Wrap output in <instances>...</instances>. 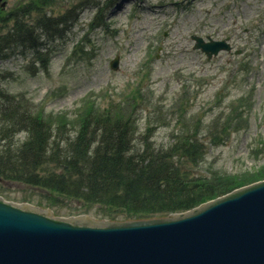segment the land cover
Here are the masks:
<instances>
[{
  "label": "rangeland",
  "instance_id": "374dc122",
  "mask_svg": "<svg viewBox=\"0 0 264 264\" xmlns=\"http://www.w3.org/2000/svg\"><path fill=\"white\" fill-rule=\"evenodd\" d=\"M17 1L31 0H10V6ZM49 1L43 10L62 20L56 27L61 36L36 32L44 43L40 54L48 55L44 65L34 62V50L20 47L0 60V71L5 89L48 121L59 140L75 135L87 101L100 111L121 104L137 127V145L149 139L167 150L177 137L192 134L202 154L191 160L176 152L172 160L205 181L235 180L220 196L264 180L258 174L264 166V0ZM36 19L33 13L24 21L32 27ZM194 34L228 39L232 48L207 59L193 48ZM116 56L114 70L110 61ZM137 91V104L129 106ZM25 137L24 131L13 135L16 143ZM0 198L53 219L167 218L125 212L109 217L96 203L11 180L0 181Z\"/></svg>",
  "mask_w": 264,
  "mask_h": 264
},
{
  "label": "trees",
  "instance_id": "16d2710c",
  "mask_svg": "<svg viewBox=\"0 0 264 264\" xmlns=\"http://www.w3.org/2000/svg\"><path fill=\"white\" fill-rule=\"evenodd\" d=\"M49 3L36 0L20 12L0 14V26L9 19L14 21L11 29L0 31V60L21 47L34 50L37 62L44 65L47 56L40 54L42 43L36 32L42 31L47 38L61 36L56 27L62 20L47 17L43 10ZM32 13L37 19L28 27L24 20ZM4 78L0 71L1 180L96 203L106 208L109 217L124 212L149 217L187 210L230 191L236 183L205 181L175 165L172 157L176 152L191 160L202 154L192 134L181 141L177 137L167 150L155 147L149 139L137 145L133 136L137 127L129 116L125 118L126 109L121 104L100 111L87 101L75 135L59 140L48 121L2 88ZM140 96L139 91L132 94L128 105L135 106ZM19 131L26 137L16 143L13 135ZM258 174L264 176V166Z\"/></svg>",
  "mask_w": 264,
  "mask_h": 264
},
{
  "label": "water",
  "instance_id": "95a60500",
  "mask_svg": "<svg viewBox=\"0 0 264 264\" xmlns=\"http://www.w3.org/2000/svg\"><path fill=\"white\" fill-rule=\"evenodd\" d=\"M191 38L208 59L230 50L225 40ZM1 200L0 264H264V181L167 218L126 222L53 219Z\"/></svg>",
  "mask_w": 264,
  "mask_h": 264
},
{
  "label": "flooded vegetation",
  "instance_id": "af4514ba",
  "mask_svg": "<svg viewBox=\"0 0 264 264\" xmlns=\"http://www.w3.org/2000/svg\"><path fill=\"white\" fill-rule=\"evenodd\" d=\"M27 4H31V1H17L15 5L11 7L10 0H0V13L3 11L7 12V8L12 9L14 11L18 10L20 12V10L23 9Z\"/></svg>",
  "mask_w": 264,
  "mask_h": 264
}]
</instances>
